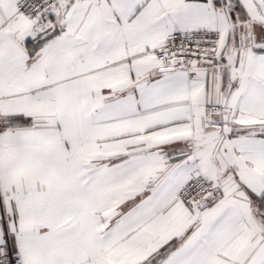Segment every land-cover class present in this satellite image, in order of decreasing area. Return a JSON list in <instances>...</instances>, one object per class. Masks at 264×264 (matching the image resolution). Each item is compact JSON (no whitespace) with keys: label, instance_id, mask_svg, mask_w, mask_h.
I'll return each mask as SVG.
<instances>
[{"label":"snow or ice","instance_id":"obj_1","mask_svg":"<svg viewBox=\"0 0 264 264\" xmlns=\"http://www.w3.org/2000/svg\"><path fill=\"white\" fill-rule=\"evenodd\" d=\"M0 264H264V0H0Z\"/></svg>","mask_w":264,"mask_h":264}]
</instances>
